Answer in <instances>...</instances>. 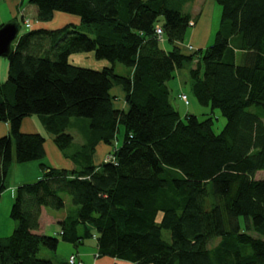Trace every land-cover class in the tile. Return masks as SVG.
Masks as SVG:
<instances>
[{"label":"trees","instance_id":"1","mask_svg":"<svg viewBox=\"0 0 264 264\" xmlns=\"http://www.w3.org/2000/svg\"><path fill=\"white\" fill-rule=\"evenodd\" d=\"M215 1L222 7L215 42L195 49L182 45L191 14L169 0H29L39 21L74 13L87 31L75 24L20 31L6 56L0 120L10 130L0 136V198L13 160L46 156L45 135L21 129L27 116L38 115L61 150L74 142L66 131L73 118L89 119L92 138L88 163L43 162L38 179L16 187L17 226L0 238V264H86L76 253L57 262L38 256L61 239L76 246L95 239L97 258L132 264H264V178H256L264 170V0ZM80 51L111 65L71 63ZM194 61L197 100L226 118L218 133L212 116L183 115L171 100L169 81ZM118 62L127 73L116 72ZM114 85L126 108L116 105ZM100 142L112 157L94 164ZM43 208L66 209L58 235L38 232Z\"/></svg>","mask_w":264,"mask_h":264},{"label":"rangeland","instance_id":"2","mask_svg":"<svg viewBox=\"0 0 264 264\" xmlns=\"http://www.w3.org/2000/svg\"><path fill=\"white\" fill-rule=\"evenodd\" d=\"M169 1L173 6L179 7L180 5L181 9L184 11H194V8L196 6H200V9H202L199 18L196 20L197 26L189 27L186 34L185 43H182L183 46L186 47L189 45V43L191 44L190 36L192 32H195V34L192 35L191 38L192 41H194L192 43L193 45H196L197 48L200 46H203V48H207L214 44L216 32L219 28L222 15V7L220 4H218L215 0H211L207 3H205L204 0ZM25 3V5H27L28 0H26ZM22 15L23 13H20L16 18L17 22H19L21 25V32H23L24 30L39 27H45L47 29H56L65 27L69 24H75L79 26L80 31H87L86 29L81 28L80 16L74 13L57 11L54 18L49 21H39L36 17L29 15L28 19H30L31 21V27L26 26ZM0 19V23H3L2 21H4V23H8L12 19V13L10 9L6 8L4 0H0ZM195 27L197 29H194ZM187 41L190 42L187 43ZM163 46L169 47L167 43L163 44ZM241 52L242 51L238 53L237 60L241 59ZM69 60L73 64L91 67L94 69H102L105 66L111 65V62L109 60L97 58L94 51L75 52L70 55ZM196 65L197 61H194L192 63L187 64L184 69L182 68V70H184V72H186V74L188 75L187 80L184 79V81L181 82L179 76L176 75L169 81V87L171 89V100L183 115L185 113H191L199 116L201 119L209 115L212 116L214 118V131L218 133L224 127L226 123V118L222 115L219 109L212 110L211 106L203 105L197 100L195 93L192 89V79L188 73L189 68L196 67ZM8 67V58L6 56H0V83H4L7 81ZM115 69L117 73L125 74L127 73L129 68L118 62L116 63ZM117 88L121 87L118 85H114L112 93L117 96L116 105L120 106L123 100V96H121L117 92ZM179 91H183L188 95L189 104H186L182 99L177 96ZM34 116L37 115L35 114ZM2 122L5 123L6 126H8V123H6L5 121ZM40 129L46 137V146L51 142L55 144L53 141L54 134L48 132L42 126H40ZM91 130L92 128H90L89 126L88 118H73L72 122L66 129V131L70 132L74 136V142L68 149L61 150L57 147L60 153L49 152L42 159H36L27 162H17L15 160L12 161L6 179L7 188L3 191L0 198V238H6L10 236L14 231L15 227L17 226V221H15L11 217V208L14 202V193L16 189H14L13 184L24 181H35L36 179H38L40 176L36 178V173H42L41 163L43 162L50 166L66 168H69L71 165L74 168H78L80 165H82V161L88 163L89 160L86 156L87 151L84 150V144L89 142V138H92ZM122 136L123 132L121 131L120 138ZM108 147L109 146L106 143L100 142L94 152L92 163L98 164L102 160L105 149H108ZM83 155L85 156L83 157ZM256 178H264V170L258 171L256 174ZM65 198L69 203V205H66L65 207L67 209L70 204L72 205L73 203L69 195L65 194ZM65 208L61 210L50 208L49 210L63 213V210H66ZM44 234L55 235L57 233H53V228H51L50 230L46 229ZM163 234L167 240H171V233L169 230L164 229ZM218 241L219 239L213 241V244H216ZM78 251L84 254L86 253L85 255H83L82 258H84L90 264H132L130 261L121 259L114 260L112 257L109 256H102L101 258H97L95 256V254L97 253V241L95 239H87L83 244H79L78 246L61 239L56 251L50 250L46 247H42L38 256L40 258L51 259L54 262H57L61 258L67 259L71 255V253L78 254Z\"/></svg>","mask_w":264,"mask_h":264},{"label":"crops","instance_id":"3","mask_svg":"<svg viewBox=\"0 0 264 264\" xmlns=\"http://www.w3.org/2000/svg\"><path fill=\"white\" fill-rule=\"evenodd\" d=\"M211 0H204L205 3L209 2ZM26 0H4V4L6 6L7 9H10L11 13H12V19L11 21H17L16 18L20 13H23V18L25 19L29 17V15H32L34 17L37 18V7L33 4H31L28 0V4L25 5ZM188 3V2H187ZM184 11V10H183ZM191 14V23H193L192 26H197V22L196 20L199 18L202 9H200V6H196L194 8V11H185ZM56 15V13H55ZM1 20V19H0ZM4 23V21H2ZM194 29H197L196 27ZM195 32H192L191 36H190V40H191V45H193L192 42V35H194ZM199 36V35H198ZM190 41H187V43H189ZM164 43V42H163ZM190 44V43H189ZM195 44V43H194ZM195 47V49L197 48L196 45H193ZM198 48H203V46H200ZM197 48V49H198ZM240 53V51L238 52ZM238 56V54H237ZM245 60V51L241 52V59L237 60L238 62L242 63ZM184 69V68H183ZM178 75L179 79L181 82L188 79V75L186 74V72H184V70L182 69H178L175 73V76ZM121 87V86H120ZM117 92L123 96V100L120 106L118 107H123L126 108L127 104L125 101V92L124 90L121 88H117ZM183 92V91H179L177 96L180 98L179 94ZM181 99V98H180ZM174 104V103H173ZM175 107L177 108V106L175 105ZM178 109V108H177ZM187 114V113H185ZM7 123V122H6ZM40 126L44 127V129L47 130V128L44 126L43 122L41 121L40 117L31 115V116H27L22 123L21 129L24 132H41ZM10 127L9 124L8 126H6L5 123L2 122V120H0V136L2 135H6L9 133ZM48 131V130H47ZM56 144H53L52 142L47 144L46 146V142H45V149H46V154H48L49 152H54V153H60L59 149L57 148V146L55 147ZM109 146V145H108ZM110 146L108 147V149H105L104 153H103V157L102 160L99 162L101 163L102 161L105 160L106 156L109 153L110 150ZM63 155V153H62ZM98 163V164H99ZM63 166V165H61ZM69 168H74L72 165ZM9 173V172H8ZM36 173V178H38L39 176H41L42 173ZM29 180V179H26ZM26 182V181H24ZM29 182V181H27ZM22 183V182H20ZM20 183H15L13 184L14 189L18 186V184ZM65 211L63 213L60 212H56L53 210H49L48 208H43L42 213H41V219H40V229L38 230L39 233H45L46 229H51L53 228V233H57L59 234L61 232V226L59 224V221L62 219V217L65 215ZM72 254V253H71ZM86 254V253H85ZM84 253H81L78 251V257L82 260H84V262L86 264H90L89 262H87L83 257V255H85Z\"/></svg>","mask_w":264,"mask_h":264},{"label":"water","instance_id":"4","mask_svg":"<svg viewBox=\"0 0 264 264\" xmlns=\"http://www.w3.org/2000/svg\"><path fill=\"white\" fill-rule=\"evenodd\" d=\"M20 27L17 21L4 23L0 27V56H8L11 52L12 45L17 39Z\"/></svg>","mask_w":264,"mask_h":264},{"label":"built area","instance_id":"5","mask_svg":"<svg viewBox=\"0 0 264 264\" xmlns=\"http://www.w3.org/2000/svg\"><path fill=\"white\" fill-rule=\"evenodd\" d=\"M26 23H27L28 26L30 25L29 20H26ZM192 24H193V23H192ZM155 30H156V34H157V37L159 38V40H160L161 42H165L166 36H165V33H164L163 28H162L160 25H156ZM190 48H193V47L190 46ZM180 98H181L186 104H189V98H188V95H187V94H185V93L180 94ZM111 157H112V156H111L110 154H108V155L106 156L105 160L108 161V160L111 159ZM70 261H71V262H74V258L72 257ZM79 264H84V263H83V262H79Z\"/></svg>","mask_w":264,"mask_h":264}]
</instances>
